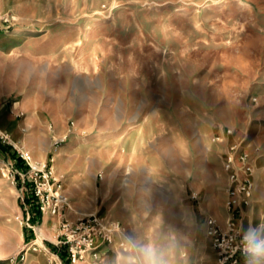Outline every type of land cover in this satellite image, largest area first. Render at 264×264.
Listing matches in <instances>:
<instances>
[{"label": "rangeland", "instance_id": "1", "mask_svg": "<svg viewBox=\"0 0 264 264\" xmlns=\"http://www.w3.org/2000/svg\"><path fill=\"white\" fill-rule=\"evenodd\" d=\"M46 118L74 122L83 132L66 142L76 144V152H67L71 166L91 159L98 169L92 175L63 167L68 176L59 179L67 198L62 216L38 218L29 191L31 168L15 167L10 142L20 150L34 147L37 157L30 156L39 168L44 163L35 160L44 156L50 132ZM129 118L141 120L144 133L157 134L153 144L163 157L153 163L157 169L136 171L141 212L116 218L74 212L71 203L87 207L102 188L107 144L97 133L116 130ZM0 126L8 127L10 137L9 143L0 141V264H14L13 258L15 264H52L50 253L62 250L60 223L93 215L119 222L120 231L113 243L99 242L97 258L78 264H129L130 258L142 264L139 250L145 247L161 264L182 258L216 264L206 221L214 216L226 227L231 219L223 156L232 142H242L256 158L255 195L244 214L264 212V0H0ZM181 133L190 138L188 170L161 167L164 158L176 156L167 150ZM132 174L120 178L129 181ZM181 174L190 196H203V212H150L156 203L166 205L162 198ZM243 216L237 227L249 234ZM253 231L264 236V227ZM249 261L241 264H264Z\"/></svg>", "mask_w": 264, "mask_h": 264}, {"label": "crops", "instance_id": "2", "mask_svg": "<svg viewBox=\"0 0 264 264\" xmlns=\"http://www.w3.org/2000/svg\"><path fill=\"white\" fill-rule=\"evenodd\" d=\"M12 114H14V112ZM15 120L14 116H12L10 122L14 123ZM45 122H47L45 130L50 132H45L48 138L43 141L44 156L36 158L35 162H43L51 166L55 176H58L57 178L62 180L68 176L67 172H63V167L89 169L91 174L94 175V171L97 170L98 167H96L91 159L90 161L84 159L76 161L75 163L73 162L72 166L71 162L69 163V160L66 159L68 157L67 152L77 151L75 148L76 144L68 145L66 142L73 143L74 141L71 139H74L77 134L83 133L78 131L75 123L73 122V126L69 124L66 126L62 118H46ZM48 123L50 127H54L53 130L51 128V130L48 129ZM140 123L141 120H130L129 118L126 121L123 120L116 130L103 129L101 132L97 133L101 136L102 144H107V146H102V152L106 154L102 156L100 165L102 169V188L100 191L92 193L91 201L89 200V206L87 207L79 205L77 201L71 203L75 207V209L71 207L74 212H105L104 215L113 216L115 218L118 216L120 217L122 212H141L140 206L137 203L139 201V195L135 191L138 186L134 179L136 171L139 168L157 169L158 166L153 163L157 162L158 159L163 160V157L159 155L161 153H159L155 144H153L158 137L157 134L144 133L141 126H139ZM0 130L1 132L8 133V127L3 128L0 126ZM21 132H25V128H22ZM17 135L18 134H15L12 130L11 137H16ZM49 138L51 142H49ZM10 143L15 150H20L19 145L12 140V138ZM172 143L173 146L168 148L167 151L176 154V156H171L170 159L164 158L166 165L161 167L174 169L181 166V168L188 170L190 155L189 135L186 133H181V135L178 136L176 135ZM111 144L113 146H111ZM65 145L68 146L65 147ZM20 151H26L34 157H37V151L32 146L26 147L23 145ZM174 161L176 162L175 164ZM111 169L117 170L115 172L116 174L112 173L110 171ZM123 172L125 176L133 173L129 181H123L120 178ZM112 174L117 175V181L114 179L112 180ZM187 175L188 174H186V176ZM162 199L166 201V205L159 207L156 203L150 212H203L200 205L204 198L196 194L190 196L189 182L184 174L172 180V184L170 188H168L166 196ZM75 200L76 199L70 201ZM198 217L201 223L205 221L203 214H201V216L198 215ZM182 220V222H184L185 218ZM242 222L244 231L251 232L253 228H263L264 212H245ZM188 228L189 226H187V224H182V230H188ZM176 264H199V262L196 259L185 260L182 258L179 262H176Z\"/></svg>", "mask_w": 264, "mask_h": 264}, {"label": "built area", "instance_id": "3", "mask_svg": "<svg viewBox=\"0 0 264 264\" xmlns=\"http://www.w3.org/2000/svg\"><path fill=\"white\" fill-rule=\"evenodd\" d=\"M8 23V19L3 20ZM233 135L232 130H228ZM222 143L220 137L214 139ZM0 141L9 143L8 134L1 132ZM18 156L31 168L30 182L32 192L37 199L43 216L61 217L67 198L62 194V182L55 176L51 166L43 164L38 168L32 164V157L26 151L16 150ZM256 158L243 149V143L232 142L223 156V169L227 174L228 188L226 207L231 213V219L224 227L216 218L207 220V234L212 240L216 251V264H241L243 259L255 262L245 252V236L237 227V218H241L244 211L251 208L255 195ZM28 186V185H27ZM28 190V189H27ZM61 232L58 236L60 251L50 255L52 264H78L87 256L97 258V247L100 241L113 243L120 231L119 222L105 221L98 216L82 218L76 222L64 220L60 223ZM264 239V236L257 235ZM264 260V258H261ZM11 261L15 264L16 259Z\"/></svg>", "mask_w": 264, "mask_h": 264}, {"label": "clouds", "instance_id": "4", "mask_svg": "<svg viewBox=\"0 0 264 264\" xmlns=\"http://www.w3.org/2000/svg\"><path fill=\"white\" fill-rule=\"evenodd\" d=\"M245 241V252L249 254L253 261L264 258V239L259 238L253 231L245 236ZM139 251L143 257L142 264H161L151 247H145ZM129 264H137V261L130 258Z\"/></svg>", "mask_w": 264, "mask_h": 264}, {"label": "trees", "instance_id": "5", "mask_svg": "<svg viewBox=\"0 0 264 264\" xmlns=\"http://www.w3.org/2000/svg\"><path fill=\"white\" fill-rule=\"evenodd\" d=\"M14 161H15V167L17 169H21V171H26L25 162L18 156L17 152H16V154L14 156ZM29 191L31 192V199L35 203V205H34L35 206L34 207V210L36 211V214L35 215L39 218L42 214L40 212L37 199L35 198V196H34V194L32 192V187H31V190H29ZM33 222H35V220ZM66 264H70V263L69 262H66Z\"/></svg>", "mask_w": 264, "mask_h": 264}]
</instances>
